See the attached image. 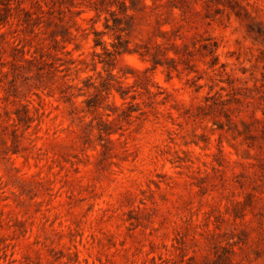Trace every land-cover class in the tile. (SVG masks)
<instances>
[{"label":"rangeland","instance_id":"obj_1","mask_svg":"<svg viewBox=\"0 0 264 264\" xmlns=\"http://www.w3.org/2000/svg\"><path fill=\"white\" fill-rule=\"evenodd\" d=\"M0 264H264V0H0Z\"/></svg>","mask_w":264,"mask_h":264}]
</instances>
